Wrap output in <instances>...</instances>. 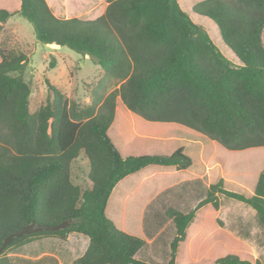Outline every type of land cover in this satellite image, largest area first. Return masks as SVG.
Masks as SVG:
<instances>
[{"label":"trees","instance_id":"16d2710c","mask_svg":"<svg viewBox=\"0 0 264 264\" xmlns=\"http://www.w3.org/2000/svg\"><path fill=\"white\" fill-rule=\"evenodd\" d=\"M1 1L0 37L19 13L39 42L88 55L103 78L119 82L105 96L91 91V103L81 105L46 80L45 100L32 112L27 56L0 45V244L32 221L70 220L58 231L14 238L5 250L76 232L88 245L71 264H156L135 256L146 244L142 210L163 188L192 178L193 161L183 147L123 157L108 135L119 97L147 121L207 137L229 166L215 171L189 212L166 208L176 231L166 264H262L217 213L222 194L253 208L264 226V0H200L192 18L178 0H106L93 19L57 16L47 0H16L15 10ZM202 17L218 37L204 31ZM81 159L87 186L72 181ZM205 211L212 215L203 220ZM0 264L8 263L1 257Z\"/></svg>","mask_w":264,"mask_h":264},{"label":"rangeland","instance_id":"374dc122","mask_svg":"<svg viewBox=\"0 0 264 264\" xmlns=\"http://www.w3.org/2000/svg\"><path fill=\"white\" fill-rule=\"evenodd\" d=\"M47 1L57 16L75 15L82 19H93V17L100 15L107 5L106 0ZM197 1L200 0H178V3L191 17L193 15L191 7ZM9 2L8 8L10 10H15L19 6L16 0H9ZM0 6L6 5H2L1 1ZM201 20L200 25L204 31L209 36L216 32L213 36L218 37V31L212 22L205 17H202ZM0 45L4 49H14L27 56L22 75L30 85V108L32 112L45 100L47 95L46 80L57 86L69 99L75 100L81 105L91 103V91L97 90L105 96L119 86V82L117 83L113 78H103L102 70L90 56H83L65 46L39 42L35 37L33 25L19 13L12 15L5 23L3 35L0 37ZM115 108L118 111L125 109L119 97L116 98ZM117 118H119L118 120L122 119L125 126L121 124L120 131H116L115 125L114 128L111 126L109 136L123 157L145 154L169 155L176 148L184 147V153L192 158L193 165L188 169V172L192 178L197 177V179L180 184L164 195L175 194L182 190L180 194L168 196V198L159 197L154 202L151 206L154 209V216L151 220L153 228L144 221L143 233L149 242L136 253V258L143 261L166 264L170 257V242L176 231L173 222L165 224V220L169 217L165 215L164 209L169 205H175L173 207L176 209L185 213L189 212L205 197L210 179L216 176L215 171L219 175H222V172L225 174L229 166L225 156L219 152L213 141L188 127L157 122L146 125L148 121L143 119L146 124L138 125L132 120L133 117L122 113L116 117L115 122ZM154 135L177 136L180 139L173 137L179 141L175 142L172 139L173 142L170 143L172 145L169 147L168 144L165 145L166 148H163V146L158 145L156 140L143 139L142 137ZM188 136L199 137V140L196 143L189 142L186 138ZM125 137H127L126 140ZM87 172V161L79 160L74 166L72 181L87 186ZM205 215L210 217L212 212H203V220L207 219ZM217 218L222 222V228L225 231L224 221L229 226L235 227H238L239 219L247 221V237L249 236V241L254 248L246 243L251 248L253 256L259 258L264 264V227L249 205L219 194ZM160 226H164V228L158 232L156 229ZM87 244L88 238L85 235L72 232L68 234L65 240L57 237H46L33 240L19 247L6 249L0 253V258H5L8 264H70L73 259L81 255Z\"/></svg>","mask_w":264,"mask_h":264},{"label":"crops","instance_id":"0c3cea01","mask_svg":"<svg viewBox=\"0 0 264 264\" xmlns=\"http://www.w3.org/2000/svg\"><path fill=\"white\" fill-rule=\"evenodd\" d=\"M124 114V115H129V116H131V117H133L132 119L135 121V123H138V125H142L141 123H144V124H146V122H143V120H145V119H143V118H141L140 116H138V115H136L135 113H133V112H131L130 110H128L126 107H125V109H121L120 111H118L116 108H115V115H114V119H113V121H112V124H111V126H113V128H114V125H115V129H116V131H120L119 130V127L121 128V124H122V119H120V120H118L119 118H117V120H116V122H115V119H116V117H118V116H120V114ZM143 119V120H142ZM147 121V120H146ZM152 121H148V123L146 124V125H148L149 123H151ZM120 123V124H119ZM153 123H156V122H153ZM157 123H161V124H174V125H176V126H183L184 127V125H181V124H177V123H166V122H157ZM119 124V125H118ZM110 126V127H111ZM123 126H125V125H123ZM109 127V128H110ZM186 127V126H185ZM191 130H193V129H191ZM193 131H195V130H193ZM197 132V131H196ZM198 133V132H197ZM108 135H109V129H108ZM164 135V134H163ZM202 135V134H201ZM110 137V136H109ZM117 137V136H116ZM143 137V139H154V140H156L157 141V143H158V145H160V146H163V148H166L165 147V145H168L169 144V147L172 145V144H170V143H172L173 141H175V142H177V141H179V140H176V139H180V137H177V136H142ZM173 137H175L176 139H174ZM187 138V140L189 141V142H192V143H196V141L197 140H199L198 138L199 137H193V136H188V137H186ZM125 140L127 139V137H125L124 138ZM123 139V140H124ZM172 139H174L173 141H171ZM115 145V144H114ZM116 146V145H115ZM183 149H184V147H183ZM121 154V153H120ZM193 165V164H192ZM191 165V166H192ZM190 166V167H191ZM190 167H188V169L190 168ZM197 179V177H195V178H188V179H185V180H182V181H179V182H177V183H175V184H172V185H170V186H167V187H165V188H163L162 190H160L150 201H148L146 204H145V206H144V208H143V210H142V215H141V219H140V229H141V232H142V234L144 235V233H143V230H144V221H145V223L148 225V226H150L151 228H153L152 227V219H153V216H154V209L153 208H151V206L154 204V202L160 197V198H162V197H165V198H168V196L169 197H172V196H176L177 194H180L181 193V191L182 190H180L179 192H176L175 194H167V195H164L165 193H167L169 190H171V189H174V188H176L177 186H179L180 184H183V183H186V182H189V181H195ZM172 204H177V203H172ZM221 204V203H220ZM169 206H175V205H169ZM169 206H167L166 208H168ZM194 207V206H193ZM166 208L164 209V213H165V210H166ZM175 208V207H174ZM221 208V207H220ZM253 209V208H252ZM253 211L255 212V210L253 209ZM256 213V212H255ZM258 216V215H257ZM260 221V220H259ZM171 222H173L172 221V219H170V218H168L167 220H165V224H170ZM261 223V222H260ZM174 224V223H173ZM165 226V225H164ZM164 226H160L159 228H157L156 230L158 231V232H160V231H162L163 230V228H164ZM175 227V226H174ZM247 227V221H245L244 219H239L238 220V227H235V226H229L228 224H227V222H225L224 221V228L226 229V231L230 234V235H232L233 237H236L237 239L239 238V240H241V241H243V242H247L248 244H250L251 246H252V244H251V242L249 241V236L247 237V232H248V229L246 228ZM264 227V226H263ZM44 238H46V237H44ZM146 238V237H145ZM173 239V238H172ZM150 240H152L151 238H150ZM251 240V239H250ZM85 241V240H84ZM149 242V240H147V238H146V244ZM246 243V244H247ZM85 244V243H84ZM88 245V244H87ZM85 246V245H84ZM251 248H254L253 246L251 247ZM85 249H86V247L84 248V250L82 251V253L81 254H83V252L85 251ZM255 251V250H254ZM256 252V251H255ZM136 256V255H135ZM77 258V257H76ZM74 260V259H73ZM72 260V261H73ZM261 261V260H260ZM71 264V263H70ZM263 264V263H262Z\"/></svg>","mask_w":264,"mask_h":264},{"label":"water","instance_id":"95a60500","mask_svg":"<svg viewBox=\"0 0 264 264\" xmlns=\"http://www.w3.org/2000/svg\"><path fill=\"white\" fill-rule=\"evenodd\" d=\"M69 223L70 220H64L59 224L36 223L32 221L7 235L0 244V253L5 250V248L12 242L14 238H19L26 234H32L44 230L58 231L60 229L66 228Z\"/></svg>","mask_w":264,"mask_h":264}]
</instances>
